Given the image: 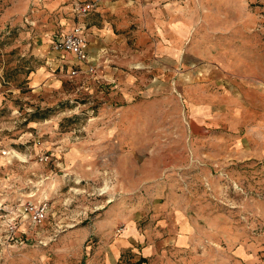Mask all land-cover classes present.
<instances>
[{
  "label": "rangeland",
  "instance_id": "374dc122",
  "mask_svg": "<svg viewBox=\"0 0 264 264\" xmlns=\"http://www.w3.org/2000/svg\"><path fill=\"white\" fill-rule=\"evenodd\" d=\"M77 1L0 0V264H82L91 246L166 226L176 205L202 250L212 232L214 264L226 251L234 264L241 243L264 264V0L106 1L79 19L102 77L117 68L179 93L164 115L155 107L160 121L130 124L125 150L99 132L146 96L109 101L108 81L70 77L73 55L51 48L78 21ZM148 4L166 8L162 27H142ZM41 201L49 211L34 223L23 208ZM160 232L154 243L172 242Z\"/></svg>",
  "mask_w": 264,
  "mask_h": 264
},
{
  "label": "crops",
  "instance_id": "0c3cea01",
  "mask_svg": "<svg viewBox=\"0 0 264 264\" xmlns=\"http://www.w3.org/2000/svg\"><path fill=\"white\" fill-rule=\"evenodd\" d=\"M158 7L159 6L155 4H148L139 10L141 14L142 27H162V25H164L165 19L162 15L156 14L155 12L158 10H165L166 8ZM170 29L173 30L172 27ZM212 56L213 55L211 54L210 61H214L215 59ZM90 59L93 61L91 57ZM92 64L94 65V62H92ZM96 69V81L101 84L102 74H98V68L95 67V70ZM133 77L134 76L132 74L121 71L117 68L103 71L102 78L108 81L107 83L109 88L112 90L110 97L108 98L109 101H127L129 99H133L134 95L140 91H142L143 96H146L145 99L140 101V104H135L132 107L118 111L115 118H113V122L116 125H114L112 129H109H114L113 131L99 132L100 137L103 139L109 140L115 138L116 141L113 144H115L114 149L116 148L117 150H125V148L132 146V134L129 132L131 123L149 121L158 122L160 121V117L159 114L157 116L154 115L155 113L153 110L155 107L157 108L156 113L160 111L161 115H164L166 108L165 105L169 102L175 103L178 101L179 93L176 91L174 84H164L156 79L155 83H142V86L137 85ZM191 88L195 90L198 86L192 85ZM206 112V107H196L194 109V116H199V119H201L200 117H205L204 115ZM105 117L107 118L109 116L103 114L102 119ZM160 207L161 208L159 209H165L166 205ZM191 227L192 225L190 224L182 206L176 205L171 210V220L166 226L162 227L161 224L160 226L157 225L155 228H145L142 234L137 231H131L125 235L121 233L120 236L104 250L100 247L96 248L95 246H88L90 248L85 250V261H83L82 264H133V261L128 263L127 261H120L122 254L127 250L131 251L132 255L136 257L135 264H214L213 253L211 252L215 248L212 245L213 241H210L213 240L212 232L210 231L211 233L208 234L211 239L209 236L208 238L206 236V243H204L205 249L202 250V244L200 243V245H198L196 232ZM106 228L109 229V233H111L112 227L110 226L109 228L108 225ZM162 229L164 230V233L166 230L168 238L172 240L171 243L166 242L165 238H160L155 243L153 242L154 238L152 236L160 234V230ZM85 233V235L91 233L90 229H85ZM133 233H136L137 237L138 235H141L142 238H138V241H147L146 244L141 245L140 250L134 249L130 243L132 240L130 235H133ZM208 240L209 243L207 242ZM166 247H168L169 253L166 252ZM198 247H200L201 250ZM256 249L257 245L255 244L246 245L245 243H241L236 245L234 250V257L236 261L234 264L254 263V261L258 258ZM187 256H191L189 260L187 259ZM227 263L228 253L226 251L225 254L221 253L220 261H218L217 264ZM48 264H70V262L66 259H59Z\"/></svg>",
  "mask_w": 264,
  "mask_h": 264
},
{
  "label": "built area",
  "instance_id": "2783aa9c",
  "mask_svg": "<svg viewBox=\"0 0 264 264\" xmlns=\"http://www.w3.org/2000/svg\"><path fill=\"white\" fill-rule=\"evenodd\" d=\"M106 1H123L135 2L137 0H78L75 3V17L78 20L69 31L62 33L57 38L51 41V48L56 52H64L73 55V58L78 65L77 69H70L68 75L70 77L83 73L85 75L95 74V66L92 64L88 53V40L86 36V26L84 23L79 22V19L96 12L99 6ZM49 206L46 201H41L39 204H26L23 212L27 214L30 221L37 223L42 221ZM11 230L14 226L10 227ZM121 229H118L120 231Z\"/></svg>",
  "mask_w": 264,
  "mask_h": 264
},
{
  "label": "bare ground",
  "instance_id": "6f19581e",
  "mask_svg": "<svg viewBox=\"0 0 264 264\" xmlns=\"http://www.w3.org/2000/svg\"><path fill=\"white\" fill-rule=\"evenodd\" d=\"M123 231H124V229H123Z\"/></svg>",
  "mask_w": 264,
  "mask_h": 264
}]
</instances>
